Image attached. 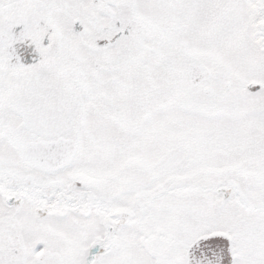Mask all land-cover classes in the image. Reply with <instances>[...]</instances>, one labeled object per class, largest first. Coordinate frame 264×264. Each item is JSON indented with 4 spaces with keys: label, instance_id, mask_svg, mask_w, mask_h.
Returning a JSON list of instances; mask_svg holds the SVG:
<instances>
[{
    "label": "snow or ice",
    "instance_id": "snow-or-ice-1",
    "mask_svg": "<svg viewBox=\"0 0 264 264\" xmlns=\"http://www.w3.org/2000/svg\"><path fill=\"white\" fill-rule=\"evenodd\" d=\"M0 264H264V0H0Z\"/></svg>",
    "mask_w": 264,
    "mask_h": 264
}]
</instances>
